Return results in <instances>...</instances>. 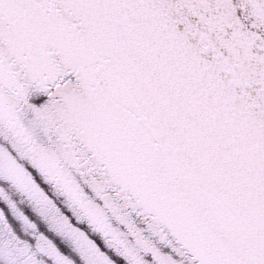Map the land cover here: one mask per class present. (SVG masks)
Listing matches in <instances>:
<instances>
[{"label":"snow or ice","instance_id":"1","mask_svg":"<svg viewBox=\"0 0 264 264\" xmlns=\"http://www.w3.org/2000/svg\"><path fill=\"white\" fill-rule=\"evenodd\" d=\"M0 264H264V0H0Z\"/></svg>","mask_w":264,"mask_h":264}]
</instances>
